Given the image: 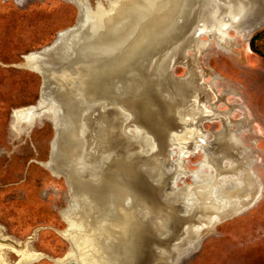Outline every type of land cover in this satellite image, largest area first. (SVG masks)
<instances>
[{"label":"rangeland","instance_id":"rangeland-1","mask_svg":"<svg viewBox=\"0 0 264 264\" xmlns=\"http://www.w3.org/2000/svg\"><path fill=\"white\" fill-rule=\"evenodd\" d=\"M137 1L0 0V226L4 227L5 235L14 239V241L5 240V243L13 244L17 248L15 253L8 250L11 260L20 259L18 249L25 248L28 240L30 241L28 250L35 254V258L25 261V264H57L54 259L75 255L70 239L72 236L70 223L65 218V215L70 217V192L75 190V187L74 183L67 179L70 167L62 150L65 144L64 136L55 122L48 118L37 119L31 128L28 127L34 118L31 106L36 105L44 96H55L53 88L45 77L47 71L55 70L60 66L57 61L60 44L45 53V56L37 62L41 72L28 66L31 57L29 55L52 46L60 32L79 25L80 3L87 8H90L89 3L93 7L97 4L93 16L83 17L84 20L90 21L93 31L102 23V17H107L108 11L124 10L129 13L134 6L137 7L139 4ZM140 1L144 3L145 0ZM236 1L237 4L232 2L230 5V0L226 3L223 0H199V9L191 28L180 37L178 29L183 23L176 29L175 19L184 17V12H188L193 6V0H176L175 5L167 13L151 14L146 24L137 23L135 19L134 25L140 28L138 33L145 36L154 35L158 27L167 29L174 36L173 39H177L174 45L182 43V51L176 54L173 70L177 77L195 73L197 66L194 60H197L202 68L203 78L207 82H210L214 75L219 77L215 82L219 93L225 95L219 98L222 99V103H215L216 111L223 113L228 110L231 112L230 119L233 124L246 127L241 136L254 151L253 157L256 161L253 169L263 182L261 197L243 212L222 217L211 227L204 228L200 239L192 246L189 244L193 242L195 236L191 232L186 235L184 226L200 225L201 220L195 219V212L189 216L181 215L180 205H172L171 211L167 206H163V211L169 210L170 216L167 218L164 216L166 219L157 229L151 224L143 227L137 236L134 252L132 251L128 257L130 260L127 264H264V55L253 52L250 46V49H247L243 44L244 40L248 45L249 38L254 32L250 35L243 34V24L247 23L243 22L241 30L228 31L229 37L226 43L223 42L224 48L218 47L213 40L208 51H203L198 58L194 57L196 51L207 45L206 42L195 39L201 35L200 32L203 40L208 39V35L204 34H210L213 39L221 40L222 26L232 21H235L236 25H241V19L243 21L248 17L257 5L252 2L257 0H247L248 5L241 7L239 6L241 1ZM258 1L261 3L260 13L257 12V8L253 14L255 20L261 21L264 19V0ZM102 4L107 8L109 6L113 8L106 10ZM178 7L183 9L180 10ZM249 7V11L246 12V8ZM155 15L157 18H154ZM238 15L240 16L237 17ZM118 21L121 25L122 21L120 22V19ZM134 25L131 27H135ZM229 32L236 37L237 43L231 48L228 47L235 38L231 37ZM258 32L262 34L255 45L264 52V24L253 35ZM128 34L127 37L131 35ZM170 47L171 45L165 46L158 54L157 60L165 57ZM227 48L230 50L228 51ZM78 50L76 48V51ZM74 57H77V54ZM161 79L163 78L159 79L153 70L142 77L143 89H146V94L153 100L154 105L159 107L165 101L161 88L166 80ZM158 90L160 94H157ZM110 104L99 114L90 117L88 123L93 131L98 129L99 120H113L120 105L132 114L129 125L142 127L154 136L158 145L155 156L170 155L171 145L167 137L179 143L188 141L177 135V129L183 128L184 125L178 124L173 120L174 117H165L164 125L169 130L168 135L154 126L139 97L116 94L111 97ZM177 111L189 123L192 122V131H197L196 122L199 112L196 113L184 103L177 105ZM222 116L225 119L227 117L229 121L227 114ZM198 121L208 132L219 129L223 124L221 120L205 121L204 118H199ZM231 121L224 130L225 136L230 141V154L234 159L226 160L223 165L225 168L230 166L233 171L231 178H249L250 170L246 167L251 163L249 150L239 137L240 129L238 126L233 129ZM107 142L103 149L111 150L113 156L111 161L102 165L100 175L109 173L119 175L121 182H127L134 199L143 196L148 204H153L160 201L162 192L175 188L169 185L167 175L163 178L162 186L155 184L148 174L143 157L134 156L123 162L122 155L125 148L123 139L112 134ZM211 144V147L207 148L208 157L222 159L228 156L222 152L216 140ZM173 150L174 159L171 167L175 168L174 161L180 158L181 153L178 147H174ZM184 157V166L188 171L183 167L182 162L179 170L183 174L191 173L197 179L198 185L202 182L214 183V176H207L208 178L202 181L203 175L214 173L210 170L213 167L205 163V151L203 153L201 150L191 151ZM192 176H182L176 186H181L182 180L193 183ZM219 188L221 187L218 183L214 187L213 195L217 194ZM86 193L93 196L99 194L94 190H87ZM66 209L68 211L64 215Z\"/></svg>","mask_w":264,"mask_h":264},{"label":"water","instance_id":"water-1","mask_svg":"<svg viewBox=\"0 0 264 264\" xmlns=\"http://www.w3.org/2000/svg\"><path fill=\"white\" fill-rule=\"evenodd\" d=\"M103 7L106 10H112L113 8L112 6L108 8ZM91 10L93 11L94 9L91 8ZM80 22L82 21L80 20ZM80 22L77 27L60 33V37H58L52 46L32 54L35 61L33 66L41 72L40 65L38 66L37 62L45 56V53L51 51L57 44H60L57 55V61L60 63V66L55 70L47 71L45 77L50 87L53 88L55 96H44L37 105L31 106L35 114L34 119L36 117L40 119L47 115L54 120L56 127L61 129L64 136L65 144L62 150L65 154L66 163L70 167L67 179L68 181H74L72 182L74 183L75 190L72 192L74 193L75 200H78L77 208L74 207L73 218L75 221L77 220V226L81 228L79 229V235L82 237L88 234L95 239L97 238L96 236L104 232H110H108L107 236H99L97 238L98 241H96L97 243H90L89 246L95 245L94 250L88 251V254L83 251V253L75 251V255L67 259L68 262L73 260V264L83 263L84 260L80 259H85V256L88 255L89 261L93 262V264L129 263L130 259L128 257H130L137 243V236L143 227L151 224L157 229L161 226L164 219L170 216L169 210L163 211V206H167V209H170L172 205H180L182 210L181 215L183 216L192 215L196 210L200 211L199 214L195 213L196 218L198 217L201 220L200 225L186 224L184 226L186 235L191 232L195 236L193 242L189 244V246H192L200 239L201 231L204 228L211 227L216 220L222 217L237 214L255 204L261 196V186L251 170L249 178H237L239 182L235 180V184H238L226 190L219 173L216 169H213L214 179L219 183L221 191L224 192L220 197L203 196L199 198L196 197L198 191L194 193L190 191L191 193L187 196L186 193L189 191H187L189 188L187 187L185 189L179 188L178 190H165L160 196V201L154 202L155 204H148L146 199L145 203H143V201H140L139 196L134 199L127 182H121L119 175L116 173H109L107 175L101 173L102 175H100L101 167L106 163V160H100L99 158L106 157V154H103L106 150L98 151L95 149L96 147L89 149L91 147L86 145L83 136L86 134L93 136V133L87 132L88 124L85 122V116L88 114L91 116L99 114V112L110 106L113 95L118 94L119 96H123L129 94L141 98L143 108L154 123V126L157 124L158 126L156 127L168 135L169 130L164 125V120L165 115L173 117L171 109L173 105L171 101L174 98L175 92H172L173 89L169 84L170 79L168 78L175 77L172 69L178 50L174 53L173 43L177 39H173L174 36L167 29L162 34L158 35L155 33L154 35L147 36L139 35L138 30H134L127 41L112 46L108 51L100 50L95 52L96 45L94 40L98 36L90 34L87 27L83 26L84 22H82V26ZM183 22V18L176 17V29ZM82 27L84 28L80 33ZM64 36H66V40L68 41L62 44L60 38ZM83 41L89 45H93L89 48L88 53L84 52L85 49L83 47H80ZM77 42L81 43L75 44ZM170 45V49L166 51L167 55L157 60L160 51L165 46ZM79 47L82 48L81 53H79V50L76 51V48L79 49ZM93 51L95 52L94 54H92ZM76 54L77 57H74ZM151 70H153V73L159 79L163 78L161 80H166L165 85L161 88V94L164 96L165 101L160 104V107L154 105L153 100L147 96L146 89H143L142 77ZM89 84L91 85L90 87ZM159 90L157 94H160ZM157 97L161 100L159 96ZM116 110L117 113L113 120L98 121V129L94 131L98 135V139L109 138L111 132H113L114 135L125 142L122 155L123 162L128 161L134 155L143 157L146 161V168L149 171L148 174L155 184L162 186L163 178L166 175L168 176L167 181L169 185L173 184L174 180H176V173L174 172V167H171V156H155L150 150L147 152L140 151L141 146L146 150L145 146H143L146 140L154 142L157 145L154 136L142 127L129 125L132 114L124 106L119 105ZM54 148H56V145H54ZM65 149H67V153L64 151ZM79 154L82 155L79 156ZM107 155L111 158L113 152L109 150ZM158 167L161 169L158 170ZM249 167L251 168V164ZM160 186L158 189H160ZM87 190L99 192L98 199L103 198V202L102 200H99V202L96 199L94 200L90 197V193L81 197L76 195L79 191L87 192ZM120 192L126 197L125 202L120 205L113 204L110 206L108 204L110 195L117 197L121 194ZM187 197H189L188 200ZM111 209L115 215L118 214L119 210H122L125 215L131 217L135 228L119 229L115 224L116 220L114 222L107 217ZM67 211H65V214ZM94 217L98 218V221L107 217L106 231L94 232L92 229L87 231L90 220ZM78 220H80L79 224ZM103 247L107 249H102ZM53 261L57 264L60 262H58V259H54Z\"/></svg>","mask_w":264,"mask_h":264},{"label":"flooded vegetation","instance_id":"flooded-vegetation-1","mask_svg":"<svg viewBox=\"0 0 264 264\" xmlns=\"http://www.w3.org/2000/svg\"><path fill=\"white\" fill-rule=\"evenodd\" d=\"M194 4L193 6L190 8V10L188 12H184V22H183V26L181 28L178 29V34H179V37L182 36V35H185V31L189 30L191 28V24L193 23L194 21V17H195V14L196 12L198 11L199 9V0H193ZM198 2V4H197ZM89 3V2H88ZM103 6H105L104 4H102ZM198 5V6H197ZM80 6V13H81V5L79 4ZM89 6L96 10V7H97V4L95 7H93L92 5H90L89 3ZM196 6V7H195ZM106 7V6H105ZM87 8V7H85ZM87 9H90V8H87ZM91 10V9H90ZM93 10V11H94ZM95 12V11H94ZM193 20V21H192ZM187 21V22H186ZM230 28H228L227 32H225V30L223 31L222 30V27H221V34H222V37L223 39L219 40V39H213V37L210 35V34H204V35H208V39L207 40H203L201 38L202 36V32H200V36L199 38H197L198 40L200 41H203V42H206L207 45L206 46H203L199 51H196V55L194 57H200L201 56V53L203 51H208L212 45V41L215 40L216 43H217V46L218 47H222L224 48V45L223 42H227L228 41V31L229 30H232L234 31L237 30H241L242 28V25H236V24H230L228 25ZM73 28V27H72ZM227 28V27H226ZM70 29V28H69ZM68 30V29H67ZM66 30V31H67ZM258 30V29H257ZM255 30V31H257ZM254 31V32H255ZM62 32H65V31H62ZM60 32V33H62ZM231 32V31H230ZM229 32V34H230ZM236 32V31H235ZM244 32H246V30H244ZM243 32V34H244ZM253 32V34H254ZM59 33V34H60ZM262 32H258L256 33L255 35H251L250 38H249V41H248V45L244 42L243 38L241 35H238L237 32V36H240L243 40V44L245 45V47L247 46V49H250L249 46L251 47L252 51L253 52H256L253 47H252V42H253V39L255 36H257L258 34H260ZM58 34V36H59ZM231 35V34H230ZM60 37V36H59ZM231 37H234L231 35ZM235 39L230 43V47L228 48H231V46H236L237 43H236V37H234ZM219 40V41H218ZM183 42V40H182ZM184 43V42H183ZM221 44H223L221 46ZM182 43H178L177 45H174V53L178 50V52L180 51V49L182 48L181 47ZM229 45V44H228ZM227 45V46H228ZM209 46V48H208ZM227 50L229 51L230 49ZM182 51V49H181ZM180 51V52H181ZM187 53V51H186ZM257 53V52H256ZM177 54V52H176ZM259 54V53H258ZM196 59V58H195ZM194 64H196L197 67H195L196 71L195 73H187L185 76L183 77H177L174 73V78L172 77H169L168 79H170V86L172 87V92L174 93V98L172 100V105L174 104V100H177V102H182L184 103L185 106H188L190 108H192L193 111H195L196 113L199 114L198 118H197V126H198V129L197 131L194 130L192 131L193 129H189V128H179L177 129V132H178V136L179 138H185L186 142H183V143H179L177 141H173L172 140V143L170 144V156H171V159L173 160L174 158H172V154H174V150L173 148L174 147H178L179 150H180V158L176 161H174V165H175V168L174 171L176 173V177L173 182V184H171V186L175 187L173 188L172 190H178L179 188H187V191L188 190H191L193 191V189L195 190V186H198L197 183V179H195L191 173H187V174H183L182 171L179 170V167L181 166V163L183 162V167L185 168L184 166V163H185V155L187 156L189 153H191V151H197V150H201L202 153L205 151L206 152V161L205 163L208 164V165H211L213 167V169H216L217 172L219 173V176H220V179L222 180V183L224 185V188L227 190V189H231L232 187H234V185H237L235 184V180L237 181L238 179L237 178H231L230 176L233 174V171H231V168L230 166L225 168L224 165H223V162H225L226 160H229L230 159H234L232 157V155L230 154V151H229V148H230V141H229V138L227 136H225V127H227L229 125V121H231L230 119V113L228 110L227 111H223V113L221 112H218L216 111L217 110V106L215 105V103H222V99L220 100L219 98L220 97H223V93H219V89L217 87V83L215 82L219 77L214 75L212 76V80L210 82H207L203 77V70L202 68L200 67V65L197 63V60H194ZM174 67H175V61H174ZM174 67L172 69V72L174 70ZM200 68V69H199ZM166 76V75H165ZM177 79V80H176ZM179 79V80H178ZM178 103H176V106L178 105ZM38 104V103H37ZM36 104V105H37ZM224 114H227L228 115V118H229V121H227V117L226 119L223 118L222 115ZM35 115V114H34ZM175 121L178 122V124H183L185 126V122L186 121H183L182 118H180V116H175L173 115ZM42 118H48V119H51L50 117H48L47 115H45L44 117ZM172 118V117H171ZM199 118H204L205 121H218V120H221L222 121V125L220 126L219 129L215 130V131H212V132H208L207 130H205L203 128V126L199 123L198 119ZM39 119V118H38ZM37 120V117L34 119L33 118V121L32 123L28 126V127H32L33 124L36 122ZM53 120V119H51ZM54 121V120H53ZM232 123V128H236L238 125H235L233 124V122L231 121ZM27 127V129H29ZM238 128L240 129L238 134H239V137L241 139V141L243 142L244 146L249 150V154H250V159H251V168L249 167L250 164L246 165V167L251 170L254 175L256 176V178L258 179V181L260 182V186H261V194H262V191H263V182L261 180V178L257 175V173L255 172V170L253 169V166H254V163L256 161V159L253 157L254 155V151L253 149L248 145V143L243 139V137L241 136V134L246 130V127L244 126H238ZM213 140H216L221 148H222V152L228 154V156H225V158H220V157H217V158H212L211 156L208 157V154H207V148L211 147V143ZM204 151H203V149ZM212 153V152H211ZM218 159V160H217ZM203 160V159H202ZM201 160V161H202ZM219 161L221 162V164H219ZM173 162V161H172ZM48 165V164H47ZM217 166H220L219 168H217ZM160 167H158V170H159ZM208 168V166H207ZM210 168V167H209ZM186 169V168H185ZM213 169H210V170H213ZM187 170V169H186ZM188 171V170H187ZM192 171V170H191ZM189 171V172H191ZM214 171V170H213ZM231 171V172H230ZM236 171V169L234 170V172ZM57 174V173H56ZM183 174V175H182ZM214 174V173H213ZM213 174H205L202 176V181L206 180L208 177L207 176H212L213 177ZM186 175H190L192 176V179H193V183H187L185 182L184 180H182V185L181 186H176L177 184V181L182 177V176H186ZM201 181V182H202ZM239 182V180H238ZM196 184V185H195ZM71 194V203H70V216L72 215V213L74 214V206H72V200H74L73 202H76L75 198H74V193L73 192H70ZM261 197V196H260ZM256 203V202H255ZM73 207V208H72ZM120 207V206H119ZM121 208V207H120ZM248 209V208H246ZM245 209V210H246ZM67 211V209L65 210ZM65 211H64V215H65ZM244 211V210H243ZM242 211V212H243ZM112 210L109 211V216H107L109 218V220H111V216L114 217V215H111L112 213ZM241 213V212H239ZM67 215H65V218H66ZM68 220V218H66ZM219 220V219H218ZM4 227L0 226V246L2 247V251L5 252V256L8 258V262H3L1 264H25V260L24 261H20L21 259L15 261V260H11L9 258V255H8V250H11L12 252H16L17 251V248L13 245V244H8V243H5V240H12L14 241L13 238H11V236L9 235H5L4 234ZM28 243H30V241H26L25 243V248H23L22 250H27L29 249L28 248ZM20 244V242H19ZM21 249L19 248L18 251H20ZM82 249L80 250H77L78 251H81ZM4 256V257H5ZM6 258V259H7ZM66 258V257H65ZM63 259V258H62ZM26 261H30V260H26ZM19 262V263H18Z\"/></svg>","mask_w":264,"mask_h":264},{"label":"bare ground","instance_id":"bare-ground-1","mask_svg":"<svg viewBox=\"0 0 264 264\" xmlns=\"http://www.w3.org/2000/svg\"><path fill=\"white\" fill-rule=\"evenodd\" d=\"M175 1L176 0H145L144 1V3H141V1L140 0H138L137 1V4H138V2H139V4L137 5V7H135L134 6V8H132V10L129 12V13H127V12H125L124 10L123 11H120V10H116V11H108V14H107V17H102V19L101 20H103L102 21V23H100L98 26H97V28L96 29H94L93 31H92V29H91V26H90V21H86V20H84L85 18H83L84 17V15H86L85 17H87V16H89V15H94V11H92V10H90V9H87V8H85V6H83L82 5V3H80V5H81V13H80V20L82 21V22H84V25L83 26H86L87 27V30H88V32L90 33V34H93V35H97L98 36V38H96V40H94V43H95V52L96 51H102L104 48H105V51H108V49H110V48H112V46H115V45H117L118 43H121V42H125V41H127L128 39H129V37H127L126 35H129L128 33H132V32H134V30H138L139 32H140V28L138 27V26H135L134 24V21H135V19H136V22L138 23V22H144V24H146L147 23V21L146 20H149L148 18H149V16L151 15V14H165V13H167L168 11H170L171 9H172V7L175 5L174 3H175ZM225 3H226V1L227 0H223ZM241 2H239V6L241 5V7H246V4L248 5V1L247 0H240ZM250 1H252V0H250ZM232 2H236V4H237V1L236 0H230V5H231V3ZM248 2V3H247ZM252 2H255L257 5L255 6V8L253 9V11H252V13L251 14H249V13H247V14H249V16L248 17H246V18H248V19H246V18H244L243 19V21H242V19H241V25H242V23L243 22H247V23H245V24H243V32H244V30H246V32H244V34L245 35H250L253 31H255V30H257V29H259V28H261L262 27V25L264 24V19H262L261 21H258V20H255L254 18H255V16H254V14H253V12L255 11V9H256V11H257V8H258V11L257 12H259L260 13V11H259V6L261 5V3H260V1H252ZM251 2V3H252ZM141 3V4H140ZM178 8H180V10L181 9H183L182 7H178ZM134 9V10H133ZM249 9H250V7L247 9L246 8V12H248L249 11ZM103 11H105V10H103ZM243 13V12H242ZM102 15V14H101ZM136 16V17H135ZM240 15H238L237 17H239ZM241 17L243 18V14L241 15ZM154 18H157V16L155 15L154 16ZM114 19V20H113ZM118 19H120V24L122 25H119L118 24ZM152 20V19H151ZM154 20V19H153ZM193 21V20H192ZM82 22H80V25L82 24ZM92 22V21H91ZM187 22V21H186ZM235 21H232V22H230V23H226L224 26H222V30L224 31L225 30V32H227V30H228V28H230L228 25H230L231 23L232 24H235L234 23ZM240 22H238V23H240ZM86 23H88L87 25H86ZM122 23H124V24H122ZM184 24H185V22H184ZM135 26V27H131V26ZM157 25V24H156ZM82 26V25H81ZM227 27V28H226ZM83 28L84 27H82L81 28V31H80V33L82 32V30H83ZM164 32V30L161 28V27H158L157 28V31H156V34H162ZM100 33H102L101 35H99ZM139 35H142V36H145V35H143L142 33H139ZM141 36V37H142ZM61 40H62V42H67L68 40H66V36H64V37H61L60 38ZM81 42H77V43H75V44H80ZM93 43V42H92ZM93 43V44H94ZM91 46H93V45H89L88 43H86L85 41H83V43H82V45L80 46V47H83V49H85L84 50V52H89V48L91 47ZM79 47V53H81V49L82 48H80ZM98 48V49H97ZM94 51H93V53L92 54H94L95 53ZM84 54V53H83ZM92 54H90V56H92ZM85 55V54H84ZM31 56V57H30ZM29 63H28V66L30 67V68H32V69H34V70H36L35 68H34V66H33V64H34V57H33V55H29ZM89 57V56H88ZM169 84H170V81H169ZM91 85L89 84V87H90ZM176 103H178L177 102V100H174V104H173V107H171V109H172V113H173V115H177V116H180V114L178 113V111H177V106H176ZM180 103H182V102H179L178 103V105L180 104ZM74 109H75V106H74ZM31 114H32V112H31ZM30 114V115H31ZM167 118H169L170 117V115H165ZM90 117H91V115H86L85 116V122H87V124H88V131L87 132H90V133H93V136H91V134L89 135H84L83 136V138H84V140H85V143H86V145L88 146V147H91V148H89V149H93V148H95V149H97L98 151L99 150H104L103 149V147H105L106 146V143H108L107 142V140H108V138H101V140L100 139H98V135H96L95 134V132L89 127V121H90ZM171 118V117H170ZM180 118H182V120L183 121H186L185 122V128H189V129H192V122L191 123H189L188 122V120L187 119H185L184 117H181L180 116ZM160 121V120H159ZM164 122H165V120H164ZM194 124V123H193ZM156 126H158L157 124H156ZM112 134H114L113 132H111V134L110 135H112ZM82 138V139H83ZM144 139H146V138H144ZM167 139H168V143L169 144H171L172 143V140H171V138L170 137H167ZM148 143V144H147ZM218 143V142H217ZM100 145H102L101 147H99ZM143 146H145V148H146V150L141 146L140 147V151H144V152H147V151H149L150 150V152H153L152 154H155L156 153V151L154 152V150L155 149H157V146L158 145H156V143H152V142H150V141H148V140H146L145 142H144V144H143ZM66 153H67V149H65L64 150ZM108 149L106 150V151H104V153L103 154H106V157H100L99 159L101 160V159H104V160H106L105 162L106 163H108L109 161H111V158H109L108 157ZM80 155H82V154H79V156ZM134 156H136V155H134ZM137 157V156H136ZM96 162V161H95ZM222 162V161H221ZM221 162L219 161V164H221ZM161 168H159V170H160ZM138 178V177H137ZM70 179V178H69ZM214 180V183L213 184H208V183H206V182H202L201 184H199L198 186H196L195 187V190L193 189V193L195 192V191H198V193L196 194V197H199V198H201V197H203V196H210V197H213V198H217V197H220L222 194H224V192L223 191H221V188H219L218 189V191H217V194L216 195H213V190H214V187L218 184V182H216L215 181V179H213ZM69 181H71V180H69ZM73 181V180H72ZM71 181V182H72ZM74 182V181H73ZM139 182H141V181H139ZM142 185H143V183H142ZM139 188V187H138ZM73 189V188H72ZM198 189V190H197ZM191 190H189L187 193H186V195L187 196H189V194L191 193L190 192ZM121 193V192H120ZM85 194H87L85 191H79V193H77L76 195H79L80 197L82 196V195H85ZM135 194H136V192H135ZM145 194V193H144ZM91 196H93L92 194H90V197ZM148 196V195H147ZM93 198L94 199H96V200H98V202H99V200H102V202H103V198L101 199H98V196L95 194V196H93ZM139 198H140V201H143V203H145V198L143 197V196H139ZM187 199H189V197H187ZM196 199V198H195ZM125 200H126V197L121 193V194H119V196H117V197H114L113 195H110V197H109V201H108V204L111 206V205H113V204H123L124 202H125ZM74 200H72V206H74V207H76L77 208V204H78V200L76 201V205H75V202H73ZM154 203V202H153ZM155 204V203H154ZM73 208V207H72ZM75 209V208H74ZM112 210V209H111ZM107 212V211H106ZM109 213V212H108ZM112 213V212H111ZM195 213L196 214H199L200 213V211H198V210H196L195 211ZM195 214V215H196ZM74 214L72 213V215L69 217L68 215L66 216V218H68V221H69V223H70V232H72L70 235H72L71 236V242H72V247H73V249L75 250V251H77V250H80V249H82L81 250V252L83 251L84 253H87L88 254V251H90V250H94V248H95V245H91V246H89L90 245V243H92V244H95V243H97L96 241H98V239L97 238H99V236L100 237H102V236H107L108 235V232L107 233H102L101 235H99V236H96L97 238H92V237H90V235H88V234H86V235H83L82 237L79 235V232H80V230L79 229H81L80 227H78L77 226V220L75 221V219L73 218L74 216H73ZM111 215H114L113 213L111 214ZM117 215V216H116ZM116 215H114V217L116 218H114L113 216H111V220L112 221H114L115 222V220H116V225L119 227V229H124V228H127V229H132L135 225L132 223V218L131 217H129V216H127V215H125L123 212H122V210H119V212H118V214H116ZM194 215V216H195ZM74 219V220H73ZM106 219H107V217H104V218H102V219H100L99 221H98V218H96V217H94V218H92V220H90V225H89V227H88V230L87 231H89V229H92L94 232H102L101 230H103V231H106ZM185 219V218H184ZM195 219H199L198 217L196 218V216H195ZM201 219V218H200ZM79 221L80 220H78V224H79ZM192 225V224H191ZM195 225V224H194ZM135 228V227H134ZM151 231H152V229H151ZM110 233V232H109ZM98 235V234H97ZM150 237H152V236H150ZM184 238V237H183ZM100 242V241H99ZM139 247V246H138ZM97 248H98V246H97ZM101 248V247H100ZM140 248V247H139ZM102 249H107V248H105V247H103ZM183 249V248H182ZM3 249H2V247L0 246V263H3V262H8V260L4 257L5 256V250L4 251H2ZM19 252V253H18ZM17 253L20 255V261H26V260H31V259H33V258H35V254L34 253H31L28 249L27 250H21V251H18ZM82 252V253H83ZM134 252V251H133ZM164 255V254H163ZM170 255V254H169ZM88 255H86L85 256V259H80V260H84L83 261V263L81 262H79L78 264H93V262H91V261H89V259H88V257H87ZM165 256V255H164ZM172 256V255H171ZM36 257H37V255H36ZM70 257L71 256H67L66 258H63V259H58V262H59V260H60V262H59V264H72L73 263V260L72 261H70V262H68V260L67 259H70ZM166 257V256H165ZM171 258V257H170ZM64 259H66V260H64ZM19 263V262H18ZM132 264V263H131Z\"/></svg>","mask_w":264,"mask_h":264},{"label":"trees","instance_id":"trees-1","mask_svg":"<svg viewBox=\"0 0 264 264\" xmlns=\"http://www.w3.org/2000/svg\"><path fill=\"white\" fill-rule=\"evenodd\" d=\"M261 34H262V33H260V34H258L257 36L254 37L253 42H252V47H253V49H254L257 53L264 55V52L261 51V50L255 45V42H256L257 39L261 36Z\"/></svg>","mask_w":264,"mask_h":264}]
</instances>
